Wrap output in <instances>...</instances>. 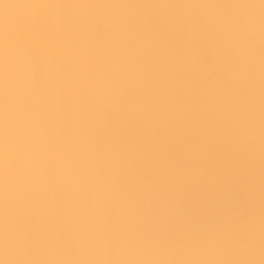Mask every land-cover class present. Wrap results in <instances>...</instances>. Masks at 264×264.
Listing matches in <instances>:
<instances>
[{
  "label": "bare ground",
  "instance_id": "bare-ground-1",
  "mask_svg": "<svg viewBox=\"0 0 264 264\" xmlns=\"http://www.w3.org/2000/svg\"><path fill=\"white\" fill-rule=\"evenodd\" d=\"M0 264H264V0H0Z\"/></svg>",
  "mask_w": 264,
  "mask_h": 264
}]
</instances>
